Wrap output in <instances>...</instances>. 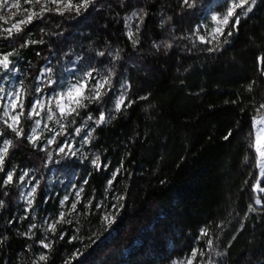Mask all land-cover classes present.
<instances>
[{
    "label": "trees",
    "instance_id": "obj_1",
    "mask_svg": "<svg viewBox=\"0 0 264 264\" xmlns=\"http://www.w3.org/2000/svg\"><path fill=\"white\" fill-rule=\"evenodd\" d=\"M219 2L95 0L79 14L44 13L10 38L0 33V51L21 58L32 78L18 124L22 134L2 127L11 146L0 171V264H167L193 249L206 252L204 264H264V192L254 190L258 158L250 146L253 120L264 112V66L257 62L264 56V0L216 48L195 29ZM74 60L110 79L99 102L85 101L71 116L72 126L85 116L106 117L85 145L99 167L89 158L53 165L27 140L40 68ZM123 83L131 103L117 112L114 96ZM52 168L82 191L77 211L66 216L70 223L57 225L42 253L47 260L39 261L11 215L22 171L38 181L34 204H49L42 184ZM8 171L13 181L5 184ZM259 184L264 188V175ZM106 212L114 217L110 226ZM205 228L208 236L201 235Z\"/></svg>",
    "mask_w": 264,
    "mask_h": 264
},
{
    "label": "rangeland",
    "instance_id": "obj_2",
    "mask_svg": "<svg viewBox=\"0 0 264 264\" xmlns=\"http://www.w3.org/2000/svg\"><path fill=\"white\" fill-rule=\"evenodd\" d=\"M9 2L15 3L16 0H9ZM19 2L21 5V9L19 10L10 8L8 5L0 9V33H6L4 29L11 28L12 24L26 15V13H23V9H32V5L25 4L24 0H19ZM227 4L228 0H223V2L216 3L214 7L208 8L205 11L204 20L195 29V35L198 39L200 36L208 37L209 32L216 27L211 17L216 14H222ZM8 54L10 53L0 51V59ZM9 61L8 68L0 66V133L3 134L0 135V147L3 146L5 140L9 141L6 134L3 133L2 127H7L12 130L8 127V124L13 123L11 119L12 116L21 113L24 91L25 88L29 86L27 80H32L28 66L21 58L10 54ZM88 72L91 71L82 65H78L74 60L64 64L56 70H51L47 65H44L40 68L36 76L35 82H37L35 84L34 95L28 108L30 125L27 132V140L33 145H38L40 149L46 153V160L52 162L53 165H56L62 159L80 161L89 158L90 163L94 161V155L89 153L85 145L96 120L89 119L88 116H85L79 123L72 126V117L68 116L67 118H62L54 100L58 93L66 91L72 84L81 80ZM93 77H95L94 80H89L90 85L105 78L106 75L103 72H97L93 74ZM39 83H45L46 87L44 88ZM126 89V83L118 86L114 96V106L115 101L121 95L126 94ZM17 94H19V103L21 106L13 108L11 105L16 102ZM38 100L41 102L42 106L36 104ZM33 106L36 107V111L39 115L35 113L31 116L29 115V113L32 112ZM49 116L53 118L48 119ZM37 121H39V125H37ZM256 121H264V112L253 120L255 133L258 127L264 126L257 125ZM16 127H18V125H16ZM77 129H79V132H77ZM33 137H38V139H35L33 142ZM61 147L65 148V152L61 153L59 151ZM257 158H259L258 153ZM261 172L262 168L258 167V181L263 176ZM6 173L4 174V181L6 179ZM21 176H23V179H20L21 186L19 196L16 201V208L11 217L17 219V223L22 229V235L31 240L28 249L33 257L39 258L43 250L46 249L41 242L43 241V243L50 244L51 238L55 233L48 230L49 225L56 222L61 212L67 213V216L71 214L69 211L70 206L73 202L79 201L80 195L77 197L76 193H80L81 186L72 178L66 180L62 170L61 172H56L55 168H52L49 174L44 178L42 184L43 199H49V204L46 207L39 208L37 204H34V196L38 188V181L25 171L21 172ZM33 189H35L34 192L32 191ZM255 191L260 193L258 189H255ZM65 197H68V199L62 204L61 201H63ZM29 200L32 201L31 204L28 203ZM105 215L114 218L111 212H106ZM33 225H35V227H33ZM188 256L189 255L174 258L167 264H176V262ZM199 260L200 264H204L201 257H199Z\"/></svg>",
    "mask_w": 264,
    "mask_h": 264
},
{
    "label": "snow or ice",
    "instance_id": "obj_3",
    "mask_svg": "<svg viewBox=\"0 0 264 264\" xmlns=\"http://www.w3.org/2000/svg\"><path fill=\"white\" fill-rule=\"evenodd\" d=\"M95 0H24L25 4L29 5H39V11H33L31 8L23 9V13H26V15L23 16L22 19L18 20L16 23L12 24L11 28L4 29V32L7 33V35L4 38H10L13 36L14 31L16 34H19L20 32L24 31V28L21 27L27 26L28 24H31L34 20L40 19L44 13L55 11L59 15H64L65 11L72 12L75 11L77 14L81 12V10H87ZM182 3L184 5H187L188 7H192L195 3V0H182ZM48 4L56 5V7L49 8ZM256 4V0H228L227 7L225 8V11L222 14H216L211 17L212 21L215 22L216 27L211 30L208 34V37L206 36H200L199 39L202 42L211 44L213 41L216 42V48L219 47L220 43H228L227 37H231L234 32H237L239 30V25L241 18L243 16H246L249 12L252 11V7ZM5 5H8L10 8L15 9H21V5L19 0H16L15 3H10L9 0H0V9H3ZM131 37V33H129ZM216 48H210L209 51L216 50ZM9 55H4L2 59H0V66H3L4 68H8L9 66ZM100 55H103V53H100ZM258 65L264 66V56H260L257 58ZM261 75H264V67L261 68ZM94 80L95 77H93L92 72H88L85 74V76L78 80L76 83L72 84L66 91H63L61 93H58L57 96L54 98L57 108L59 109V112L61 114L62 118H67L68 116L78 115L79 109L87 107V104L85 101L88 102H99L103 95L106 94V91H101L102 89L106 88V85L110 83V79L105 77L99 81H96L94 84L90 85L89 80ZM254 83V82H253ZM252 85H249L248 90L251 91ZM146 97H142V99H145ZM126 96L121 95L116 101H115V111L119 112L122 110V107L130 106L131 102L125 103ZM37 105H41V102L38 100L36 101ZM13 108L20 107L19 103V94H17L16 102H14L11 105ZM42 106V105H41ZM261 109H264V104L260 105ZM33 113L36 115H39V113L36 111V107L33 106L32 112L29 113L31 116ZM24 113L21 112L16 116H12L11 119L13 121L12 124H8V127L11 128L13 131L16 132L17 136H20L22 134V130L16 127V125L20 122V116H22ZM7 115V113H6ZM52 116H49L48 119H52ZM89 119H92L90 116ZM105 122V116L103 113L100 115V117L96 120L97 126ZM257 125H264V121H256ZM37 125H39V121H37ZM77 132H79V129H77ZM0 135H3L0 133ZM231 135V133H229ZM251 135V134H250ZM228 137L226 136L225 139ZM33 142L35 139H38V137H33ZM11 146V142L5 140L3 142V146L0 147V171H4L3 165L5 161V157L8 155L9 147ZM250 146L255 147L256 152L258 153V160H257V166L262 168L261 175H264V126H260L256 129L255 138L254 141L250 143ZM61 153L65 152V148L61 147L59 149ZM94 164L99 167L98 164V158L97 161H93ZM119 170H117L118 172ZM117 173L113 174V178H115V175ZM20 179H23V176L20 177ZM13 181V174L11 172L6 173V179L4 181L5 184L11 183ZM112 184V180H109V185ZM258 189L260 192H264V188L260 187L259 181L256 185H254V190ZM33 192L35 189L32 190ZM82 191V189H81ZM77 197H79L80 193H76ZM68 197H65L61 203L63 204L64 201H66ZM118 200H122L123 197H118ZM77 202H73L70 206L69 211L75 212L77 211ZM29 204L32 203L31 200L28 201ZM255 203L257 205L262 203V200L257 198L255 200ZM2 204V202H0ZM122 207V205H120ZM250 210H254L249 206ZM67 213L61 212L59 214L58 219L55 223H52L49 225L48 230L55 232L57 224L60 223H70L69 220L66 219ZM104 220L107 225H111L114 222V218L105 215ZM35 227V225H33ZM208 230L202 229L201 235L202 236H208ZM62 238V237H61ZM44 248H49L50 244L41 242ZM213 241L211 239L207 240V246H212ZM206 255V252L202 249H193L189 256L185 259L176 262V264H200L199 257H203ZM47 256L44 254H41L39 256V261H46ZM68 264V262H66ZM207 264H213V262L209 259Z\"/></svg>",
    "mask_w": 264,
    "mask_h": 264
}]
</instances>
